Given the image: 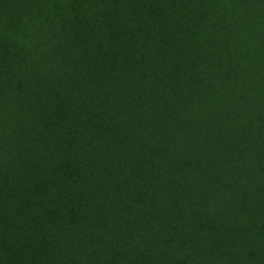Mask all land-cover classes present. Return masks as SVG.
Wrapping results in <instances>:
<instances>
[{
    "label": "trees",
    "instance_id": "1",
    "mask_svg": "<svg viewBox=\"0 0 264 264\" xmlns=\"http://www.w3.org/2000/svg\"><path fill=\"white\" fill-rule=\"evenodd\" d=\"M0 25V159L33 129L48 186L0 184V264H264V0H0Z\"/></svg>",
    "mask_w": 264,
    "mask_h": 264
},
{
    "label": "rangeland",
    "instance_id": "2",
    "mask_svg": "<svg viewBox=\"0 0 264 264\" xmlns=\"http://www.w3.org/2000/svg\"><path fill=\"white\" fill-rule=\"evenodd\" d=\"M30 20L26 16L23 8H18L16 10L15 15L10 21L9 27L11 28V32L16 36V40L23 44L25 41L26 34L29 31ZM10 30V29H9ZM3 34V29H1L0 25V36ZM9 109L5 105L0 104V146L3 142H7L12 140L13 135L12 130L7 125H13V122L9 124L11 121L8 118ZM260 122L264 123V109L258 111ZM35 132L33 129H31ZM27 131L24 137L23 146L19 145V142L13 141L14 143H10V146L14 150H22L23 158L25 161L22 164H14V162L10 159L2 160L0 159V184H7L8 189L15 190L17 187L13 183H33L37 186L36 190L24 191L26 194V198L34 201V203H39L36 201H41L44 195L46 194V190L48 186H45L46 179H40L41 175L46 173V168L41 167L33 160L36 158L35 155L40 156L41 152L39 150L43 149V144L40 142L36 144V142L32 139L33 132ZM24 148V149H23ZM5 154L13 151L8 148H4ZM29 160L32 161L31 165H29ZM217 166V165H216ZM215 167V164L210 162L207 167L203 165V170H211ZM214 171V170H212ZM21 175H32L31 180H25L23 178H19ZM223 176V174H222ZM19 190V189H17ZM3 194H0V204L4 201L6 202L8 198L3 197ZM10 198H15L20 200L22 197L19 195H14ZM41 204V203H40ZM46 209V208H45Z\"/></svg>",
    "mask_w": 264,
    "mask_h": 264
}]
</instances>
